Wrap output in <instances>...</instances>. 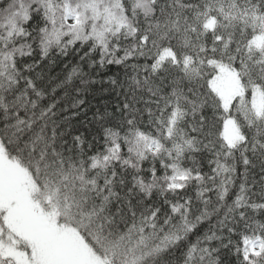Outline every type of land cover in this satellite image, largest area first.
I'll list each match as a JSON object with an SVG mask.
<instances>
[{
    "label": "trees",
    "instance_id": "16d2710c",
    "mask_svg": "<svg viewBox=\"0 0 264 264\" xmlns=\"http://www.w3.org/2000/svg\"><path fill=\"white\" fill-rule=\"evenodd\" d=\"M263 37L264 0H0L3 164L64 200L52 227L102 264H264L244 254L264 241V113L246 110ZM221 77L241 83L229 105ZM177 171L188 181L170 189ZM10 205L0 264H40Z\"/></svg>",
    "mask_w": 264,
    "mask_h": 264
},
{
    "label": "rangeland",
    "instance_id": "374dc122",
    "mask_svg": "<svg viewBox=\"0 0 264 264\" xmlns=\"http://www.w3.org/2000/svg\"><path fill=\"white\" fill-rule=\"evenodd\" d=\"M62 9L64 10L65 20L69 25L80 24V14L74 12L70 6L62 7ZM56 11L53 12L52 24L56 23L58 16ZM260 42L264 58V44L262 46L264 37L260 39ZM165 55L172 58L170 52ZM221 69H224L225 73L230 72L229 70H225L227 67ZM219 78L217 77V79ZM223 78L221 77V81ZM222 83L223 81L217 86V89L222 92L224 102L229 105L234 98L240 95L237 87L241 83L236 81L235 78H231L226 89L222 88ZM246 110L253 117L257 119L261 118V115L264 113V89L262 87H258V89L252 92L246 104ZM148 146L153 152L158 150L155 142L149 143ZM119 152L118 147H112L110 152L96 163L104 166L112 165L114 161L118 160ZM0 162H2L1 164L4 162L1 156ZM0 167L2 171V174H0V203H17L14 207L10 205L11 213L20 212V220L22 221L14 229L26 241H32L36 262L40 264H102L95 254H91L89 250L81 246L75 229L66 227L57 229L52 227L55 215L60 210L66 213L69 212L68 205L61 197H57L53 193L49 197L37 196L35 190L27 186L29 182L22 180L25 175L23 169L9 164H3ZM169 181L170 189L182 188L188 181V176L183 172L177 171L170 176ZM16 188H19L20 191L18 192L19 196L14 198L15 196L11 190L15 189V193H17ZM26 228L27 230H24ZM244 243L246 259L255 262L256 258L263 254L264 241L260 237H256L255 239L246 238ZM9 250L13 251V248H9Z\"/></svg>",
    "mask_w": 264,
    "mask_h": 264
}]
</instances>
